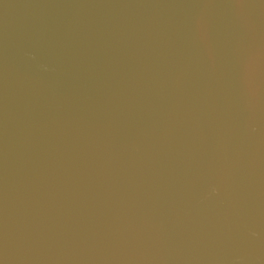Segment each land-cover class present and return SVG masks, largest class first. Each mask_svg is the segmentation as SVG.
<instances>
[{"label":"water","instance_id":"1","mask_svg":"<svg viewBox=\"0 0 264 264\" xmlns=\"http://www.w3.org/2000/svg\"><path fill=\"white\" fill-rule=\"evenodd\" d=\"M0 264H264V0H0Z\"/></svg>","mask_w":264,"mask_h":264}]
</instances>
